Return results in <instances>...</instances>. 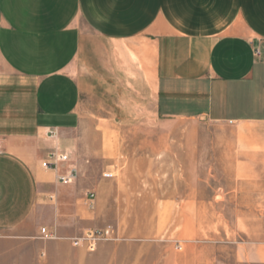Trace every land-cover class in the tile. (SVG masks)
Returning <instances> with one entry per match:
<instances>
[{"label":"crops","instance_id":"1","mask_svg":"<svg viewBox=\"0 0 264 264\" xmlns=\"http://www.w3.org/2000/svg\"><path fill=\"white\" fill-rule=\"evenodd\" d=\"M263 40L264 0H0V264L34 261L29 219L67 237L91 217L86 187L41 163L99 66L107 84L148 71L158 115L260 128L243 140L264 149Z\"/></svg>","mask_w":264,"mask_h":264},{"label":"rangeland","instance_id":"2","mask_svg":"<svg viewBox=\"0 0 264 264\" xmlns=\"http://www.w3.org/2000/svg\"><path fill=\"white\" fill-rule=\"evenodd\" d=\"M127 65L124 83L100 66L83 82L79 125L60 143L94 194L91 217L67 237L29 219L30 264H264V149L243 140L263 130L162 117L149 72L135 82ZM105 228L110 238L75 244Z\"/></svg>","mask_w":264,"mask_h":264},{"label":"built area","instance_id":"3","mask_svg":"<svg viewBox=\"0 0 264 264\" xmlns=\"http://www.w3.org/2000/svg\"><path fill=\"white\" fill-rule=\"evenodd\" d=\"M254 56L258 59H264V40L259 41L258 44L254 48ZM68 161V156L65 153L60 152L59 150H53L48 154L46 160L41 163V167L44 170H49L55 173V178L57 182L61 185H69L71 184L75 178V171L70 169L64 174L58 173V169L60 166L65 165ZM87 205L90 209L94 208V194L89 192L87 194ZM41 235L46 238H54L53 234L50 233L47 229L43 228L41 230ZM112 236V230L110 228L98 229L94 232H89L82 240H78L75 244L87 242L91 245H94L95 242L108 239ZM82 241V242H81Z\"/></svg>","mask_w":264,"mask_h":264}]
</instances>
